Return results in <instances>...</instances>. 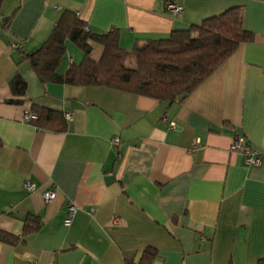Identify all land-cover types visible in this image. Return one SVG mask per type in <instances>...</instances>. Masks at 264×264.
I'll return each mask as SVG.
<instances>
[{
	"label": "crops",
	"instance_id": "1",
	"mask_svg": "<svg viewBox=\"0 0 264 264\" xmlns=\"http://www.w3.org/2000/svg\"><path fill=\"white\" fill-rule=\"evenodd\" d=\"M172 1L183 8L180 16L168 11ZM232 8H241L254 41L181 104L43 84L28 58L65 12L89 32L117 30L120 47L132 52ZM101 52L97 46L94 57ZM84 57L68 40L59 72ZM16 76L26 82L22 97L11 91ZM33 106L71 115L67 131L24 121ZM237 136L260 153V166L231 151ZM26 182L36 190L27 191ZM51 188L57 196L47 203ZM69 203L78 209L71 222ZM34 220L28 235L26 222ZM3 233L16 239L4 242ZM148 247L158 254L152 264H264V0H4L0 264L138 263Z\"/></svg>",
	"mask_w": 264,
	"mask_h": 264
},
{
	"label": "trees",
	"instance_id": "2",
	"mask_svg": "<svg viewBox=\"0 0 264 264\" xmlns=\"http://www.w3.org/2000/svg\"><path fill=\"white\" fill-rule=\"evenodd\" d=\"M3 1L0 0V7ZM85 27L75 13L65 12L49 40L28 56L43 84L106 87L168 105L183 103L242 44L254 41V34L243 26L241 8L229 9L188 30L174 31L169 38L150 41L132 52L120 47L117 30L95 34ZM68 40L75 43L85 57L80 65H72L65 73H60ZM97 46L102 52L94 57ZM10 87L14 96L22 97L26 82L16 76ZM31 113L37 117L31 121L37 129L67 131L68 120L63 113L36 106ZM28 222L25 232L29 235L36 231L38 223ZM15 239L11 234H1L4 242L11 243ZM157 255L154 248L148 247L138 263L126 261L125 264H152Z\"/></svg>",
	"mask_w": 264,
	"mask_h": 264
},
{
	"label": "built area",
	"instance_id": "3",
	"mask_svg": "<svg viewBox=\"0 0 264 264\" xmlns=\"http://www.w3.org/2000/svg\"><path fill=\"white\" fill-rule=\"evenodd\" d=\"M167 9L174 16H180L183 13V8L180 7L174 1L167 3ZM14 47L22 49L23 46H22V44H17ZM65 118L67 120H70L71 115L67 114V115H65ZM36 119H37V117L35 115H33L31 113V111L25 112L24 121L29 123V122L34 121ZM174 128H175V124L171 123L170 129H174ZM120 141L121 140L118 136L114 137L111 140L112 147H114V148L118 147L120 145ZM231 151L236 152V153H240L243 156L245 163L249 166L258 167L262 164V159H261L260 153L257 150H255L252 147V145L248 142V140L246 138H244L243 136H237L233 140L232 145H231ZM24 188L29 192H33L36 190V185L32 182H26L24 184ZM56 196H57L56 189L51 188L45 192L44 199L47 203H50L53 200H55ZM77 211H78V209L74 204H72V203L68 204V212H69L68 222L72 221V219L76 215ZM116 221H119V220H116Z\"/></svg>",
	"mask_w": 264,
	"mask_h": 264
}]
</instances>
